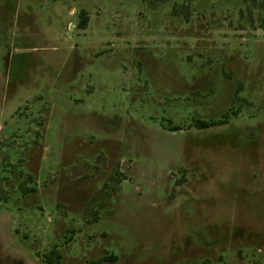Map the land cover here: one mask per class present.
I'll list each match as a JSON object with an SVG mask.
<instances>
[{"label":"rangeland","instance_id":"1","mask_svg":"<svg viewBox=\"0 0 264 264\" xmlns=\"http://www.w3.org/2000/svg\"><path fill=\"white\" fill-rule=\"evenodd\" d=\"M51 253L264 264V0H0V264Z\"/></svg>","mask_w":264,"mask_h":264},{"label":"trees","instance_id":"2","mask_svg":"<svg viewBox=\"0 0 264 264\" xmlns=\"http://www.w3.org/2000/svg\"><path fill=\"white\" fill-rule=\"evenodd\" d=\"M85 24H86L85 19H81L80 22L78 23V26H79V28L84 29L85 28ZM213 125L214 124H207V123H204V122H196L194 126L197 129H205V128H208V127L213 126ZM173 130H176V129H173ZM55 256H57L56 253H51L50 255H48L45 258V262L48 263V264L53 263V259H54ZM115 260H116V257L111 255L109 257H103V258L98 259L97 261H91V262H87L85 264H103L105 262H112V261H115Z\"/></svg>","mask_w":264,"mask_h":264}]
</instances>
